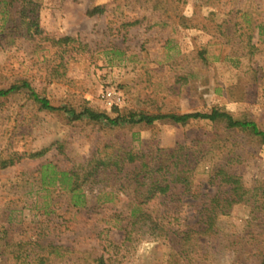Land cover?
<instances>
[{
	"label": "rangeland",
	"instance_id": "374dc122",
	"mask_svg": "<svg viewBox=\"0 0 264 264\" xmlns=\"http://www.w3.org/2000/svg\"><path fill=\"white\" fill-rule=\"evenodd\" d=\"M33 3L28 17L36 22L35 35L18 18L8 25L0 10V89L26 81L61 109L41 111L25 91L0 98V264H20L14 255L28 253L48 256L47 264H97L98 258L105 264H259L264 146L231 138L240 145L228 149L241 158L229 172L249 191L248 199L217 215L210 233L196 234L204 225L194 224L209 198L223 190L206 183V166L194 174L188 193L176 187L171 196L143 206L157 228L145 227L147 221L130 231L129 198L115 193L105 201L101 184L85 187L88 163L118 151L188 145L219 134L220 127L163 121L112 129L72 121L68 111L89 108L113 118L130 111L186 114L216 107L264 130V0ZM92 8L101 13L89 16ZM180 17L193 19L195 28H183ZM66 37L73 41L55 44ZM9 160L13 164L2 168ZM43 167L78 174V193L86 192L90 204L73 207L69 182L59 175L44 185ZM45 202L54 204V213L40 211Z\"/></svg>",
	"mask_w": 264,
	"mask_h": 264
},
{
	"label": "trees",
	"instance_id": "16d2710c",
	"mask_svg": "<svg viewBox=\"0 0 264 264\" xmlns=\"http://www.w3.org/2000/svg\"><path fill=\"white\" fill-rule=\"evenodd\" d=\"M33 5V0H0L1 14L7 18L8 25H14L15 19L18 18L21 26H25L26 33L35 35L38 33L36 22L28 17L32 12ZM98 13H101L99 8H92L87 12L89 16ZM179 21L183 28H195L193 19L180 17ZM72 41L71 38L66 37L57 40L55 44H68ZM202 60L205 61L203 57ZM20 91H25L41 111L57 112L61 109L52 106L45 98L39 97L26 81L13 84L7 89H0V98H6ZM114 110L118 112L116 109ZM68 112L72 121L85 119L112 129L139 125L148 127L163 121L178 126H186L192 122H205L220 127L219 134L215 133L206 138H195L188 145L177 144L173 148L165 149L150 148L148 150L118 151L105 156L104 159L91 160L88 163L87 168L83 171V185L85 187L101 184L102 186L99 187L98 192L99 195L103 192V196L106 198L105 201H109L107 197L113 196L115 193H120L129 198L126 208L129 210L127 225L130 226V231L137 224L150 220L143 206L157 197L171 196L172 189L176 187L182 189V194L188 193L193 184L194 174L204 166L207 168L206 183L223 191H218L209 198L208 206L200 210L199 213L203 216L194 225L202 223L204 226L195 231L196 234L205 236L210 233L213 230L214 219L217 215H224L233 205L240 204L248 199L246 195L249 191L243 189L235 176L229 172V168L234 163H239L241 154H238L236 150L228 149L229 145L235 144V149L240 145L236 141L232 144V137L237 138L238 141H257L264 146V130L260 129L253 120L246 116L233 117L229 112L216 107L203 113L186 114H149L143 111H130L125 114L117 113L113 118L89 108H83L79 112L74 110ZM42 155L43 151L29 157L36 158ZM12 164L11 160L3 162L2 168ZM126 166H131L132 169L127 170ZM39 175L44 185H52L56 175L68 181V193L73 207L82 202L83 208L90 204L87 202L86 192L83 191V197L78 193V183L80 181L78 174L68 175L67 172L52 171L47 167H43ZM43 204L40 208L42 213L49 215L55 212V209L52 208L54 205L52 202ZM127 225L120 229L126 230ZM144 226L149 227L150 230L157 228L155 222L152 221H149L148 225L145 223ZM179 233L187 234L185 232ZM14 258L21 260L20 264L48 263V256L38 254L33 256L29 253L25 256L17 254L14 255ZM27 259L29 260L27 261ZM96 263L105 264L102 258H98ZM259 264H264V255L261 256Z\"/></svg>",
	"mask_w": 264,
	"mask_h": 264
},
{
	"label": "built area",
	"instance_id": "2783aa9c",
	"mask_svg": "<svg viewBox=\"0 0 264 264\" xmlns=\"http://www.w3.org/2000/svg\"><path fill=\"white\" fill-rule=\"evenodd\" d=\"M107 101H109L112 98V94L111 92H107L104 96H103Z\"/></svg>",
	"mask_w": 264,
	"mask_h": 264
}]
</instances>
